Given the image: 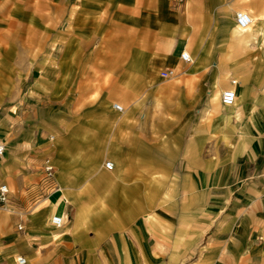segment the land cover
<instances>
[{
	"label": "crops",
	"instance_id": "0c3cea01",
	"mask_svg": "<svg viewBox=\"0 0 264 264\" xmlns=\"http://www.w3.org/2000/svg\"><path fill=\"white\" fill-rule=\"evenodd\" d=\"M0 2V18L9 25H16L9 13L42 19L38 0ZM125 3L113 11L121 10L116 25L122 28L124 22L129 29V37L117 32L112 44L115 87L136 91L140 79L149 87L176 83L179 101L173 105L180 117L172 124L179 165L172 170L170 159L154 165L155 157L137 138L134 150L128 144L116 150L114 175L92 181L103 159L95 154L103 138L78 143L56 136L67 121L61 110L78 102L21 105L26 108L13 122H4L7 132L0 137L6 144L0 187L10 188L9 200H0V264H19L18 256L25 264H264V0H153L141 27L135 4ZM250 5L256 21L240 33L237 9ZM183 52L192 63L182 60ZM68 66L77 73L88 71L77 60ZM167 69L175 77L164 80L161 73ZM74 84L68 72L52 89L64 95L76 89ZM227 90L237 94L230 107L221 102ZM119 164L123 175L116 171ZM48 165L54 169L51 175ZM155 172L177 173L179 193L188 198L175 203L174 211L164 206L130 219L118 212L101 219L112 211L103 207L122 204L114 202L117 195L104 192L120 184L131 183L123 199H130L133 208L153 206L154 192L144 195L142 190L153 189L144 181ZM96 190L101 199L94 197ZM163 199L162 204L174 205ZM91 206H98L99 215ZM53 216L63 218L61 228L52 224ZM206 238L209 243L192 261Z\"/></svg>",
	"mask_w": 264,
	"mask_h": 264
},
{
	"label": "rangeland",
	"instance_id": "374dc122",
	"mask_svg": "<svg viewBox=\"0 0 264 264\" xmlns=\"http://www.w3.org/2000/svg\"><path fill=\"white\" fill-rule=\"evenodd\" d=\"M38 1L41 3L40 15L43 20L32 16L31 13L19 15L9 13L8 17H13L16 21V25H9L7 19L0 18V137L7 132L4 122H13L26 108H22L21 105H60L71 99L78 104L64 106L61 113L67 121L60 123L57 134L53 135H62L63 138L66 137L65 139L70 137L78 143L88 142L97 137L103 138L105 143L101 152H95L97 155L101 153L103 159L101 158V162L98 161L96 170L91 173L92 181L102 175H114L115 173L103 167L105 162L115 163L116 150L122 144L132 145L131 148L134 150L137 138L138 145L140 144L145 153L148 150V155L155 157L154 165L162 166L164 161L170 159L172 170L178 166L179 149L174 141L176 126L172 124V121L180 117L179 109L173 105V102L179 101L178 96H175L176 89H173L176 83L170 80L165 82L164 86L149 87L140 79L136 91L115 87L117 67L112 44L117 32L122 34V37H129V29L125 27L124 22L122 28L116 25L115 21L120 17L121 10H116L117 15L113 11L115 7L120 9L121 5H126L127 0ZM128 1L135 4L141 27L148 5H152L153 0ZM52 3L58 6L56 10L52 9ZM109 5H112L111 10L105 13ZM253 8L250 5L248 8L239 7L237 10L249 12L253 11ZM76 60L84 64L88 71L77 73L68 66ZM68 72L76 89L64 95L55 94L52 87L56 85L57 78L65 80ZM115 103L124 107L122 113H116L112 109ZM79 120L82 122L84 120L82 124L86 125L76 127L75 124ZM102 120L103 124H97ZM84 128L89 130L86 131ZM67 131L71 133L67 135ZM111 138L114 141L109 145L108 141ZM77 148L75 146L74 149ZM144 164H147V159L144 160ZM117 169L118 175H123L120 164ZM164 179L167 189L163 186ZM144 182L146 185L152 183L153 189L149 191L143 188L145 191L142 190V193L145 195L154 192L153 198H156V202L151 201L153 206L139 205L133 208L135 206L128 204L127 200L130 199H123V192L126 190L124 188L131 185L128 182L126 185L120 184L118 188L104 191L107 195H117L118 199L114 202L122 204L103 207V211L110 208L112 211L105 213L101 219H112L117 212L121 217L130 219L136 217L138 213V216L149 214L164 206L174 211V208H177L175 203L181 198H188V194L179 193L177 173L155 172ZM168 190L170 193L166 195ZM94 197L101 199V192L96 190ZM164 197L167 201L171 200L174 205L162 204ZM91 207L95 210L93 214L99 215L98 206ZM209 241L210 238H206L203 243L196 246L194 249L196 255L192 254V261L199 258Z\"/></svg>",
	"mask_w": 264,
	"mask_h": 264
},
{
	"label": "built area",
	"instance_id": "2783aa9c",
	"mask_svg": "<svg viewBox=\"0 0 264 264\" xmlns=\"http://www.w3.org/2000/svg\"><path fill=\"white\" fill-rule=\"evenodd\" d=\"M252 24H253V18L250 13H248L247 11H238L236 13V25L240 31L244 32L248 30L252 26ZM181 58L183 61L188 63H192L193 61L191 55L188 52H183ZM161 76L164 80H169L175 77V72L172 69H167L161 73ZM236 99H237V94L233 90L224 91L221 96V102L226 107L232 106L235 103ZM113 107L119 113H122L124 111V107L120 104H115ZM5 152H6V144L0 138V161L4 158ZM105 167L109 171H112L114 169V163L112 161H107ZM53 170L54 169L51 165L47 166V171L50 175L53 173ZM9 196H10V188L8 187V185H2L0 187V200L5 203L9 200ZM52 224L56 228H61L64 224V220L60 216H53ZM17 262L19 264H25L26 259L22 256H18Z\"/></svg>",
	"mask_w": 264,
	"mask_h": 264
},
{
	"label": "bare ground",
	"instance_id": "6f19581e",
	"mask_svg": "<svg viewBox=\"0 0 264 264\" xmlns=\"http://www.w3.org/2000/svg\"><path fill=\"white\" fill-rule=\"evenodd\" d=\"M249 13V12H248ZM252 16V15H251ZM254 16H252V18H253ZM254 20L256 21V19H255V17L253 18V23H254ZM253 25V24H252ZM236 27H237V25H236ZM252 27V26H251ZM250 27V28H251ZM249 28V29H250ZM237 29H238V27H237ZM249 29L248 30H246V31H244V32H242V31H240L239 29H238V31L240 32V33H246L247 31H249Z\"/></svg>",
	"mask_w": 264,
	"mask_h": 264
}]
</instances>
